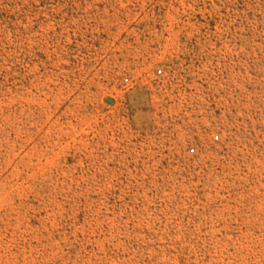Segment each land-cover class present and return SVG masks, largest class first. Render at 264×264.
I'll list each match as a JSON object with an SVG mask.
<instances>
[{"label": "rangeland", "instance_id": "rangeland-1", "mask_svg": "<svg viewBox=\"0 0 264 264\" xmlns=\"http://www.w3.org/2000/svg\"><path fill=\"white\" fill-rule=\"evenodd\" d=\"M0 264H264V0H0Z\"/></svg>", "mask_w": 264, "mask_h": 264}, {"label": "built area", "instance_id": "built-area-1", "mask_svg": "<svg viewBox=\"0 0 264 264\" xmlns=\"http://www.w3.org/2000/svg\"><path fill=\"white\" fill-rule=\"evenodd\" d=\"M157 72L159 74H162V69H159ZM125 83L129 84V83H131V80L129 78H125ZM218 137H219L218 135L215 136L216 139H218ZM191 150L194 151V149H191Z\"/></svg>", "mask_w": 264, "mask_h": 264}, {"label": "water", "instance_id": "water-1", "mask_svg": "<svg viewBox=\"0 0 264 264\" xmlns=\"http://www.w3.org/2000/svg\"><path fill=\"white\" fill-rule=\"evenodd\" d=\"M106 101H107L108 103H111V104L113 103V100L110 99V98H107Z\"/></svg>", "mask_w": 264, "mask_h": 264}]
</instances>
